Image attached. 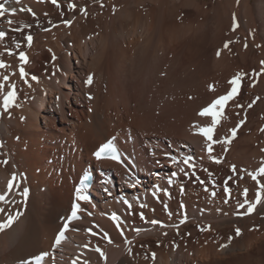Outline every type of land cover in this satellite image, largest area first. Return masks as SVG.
Here are the masks:
<instances>
[{
    "label": "rangeland",
    "instance_id": "obj_1",
    "mask_svg": "<svg viewBox=\"0 0 264 264\" xmlns=\"http://www.w3.org/2000/svg\"><path fill=\"white\" fill-rule=\"evenodd\" d=\"M22 1H26V7L31 8L32 13H35V15L26 11L25 13H20L23 15V18L20 14L19 16H17L18 14H13L11 17L9 16V19L14 22L11 25L6 23L7 25L4 31L7 32L8 35L3 41H0V60H4L5 64L8 65V67L0 69V82H3L2 77L4 75H8L10 79L5 84L4 92L6 93L8 91L9 84H14L17 93L16 106L9 108L7 111H4V109L0 107V122H2V125L0 123V128L4 127L5 124L7 126L9 125L8 128H12H9L10 131L13 132L12 135L17 134V142L23 143L25 153L29 151V142H26L28 139L24 131L27 124L29 126L31 123L29 118L31 112L36 110L33 107H38L39 96L42 98L43 96L45 97V94L48 95L49 102H47V110L54 109L55 112L58 109L61 110V102H58L57 107L55 105V107L58 108L55 109L54 100L56 101L58 99L61 91L68 93L62 86L69 83L70 79L68 75L74 74L73 67L76 66V64L74 65L75 59L71 57H74L73 50L77 48L80 50V53H85L87 44L92 42L93 39H96L99 42V46L103 49V45L110 46L113 40L117 39L118 51L121 56L118 62L115 63L117 66L114 65L116 69H113V76L112 73L106 76L105 70H100V74L105 72L103 75H100V81L95 78L94 73H88L86 71L81 72V75L79 74L76 78L84 94L83 96L81 95L80 98L77 97L78 105L71 102L70 99H67V106H69L70 102L71 107L65 110L68 112V118L71 124H60V120L63 117H61L60 114H55L57 121L51 118L50 125L49 123H41V129H39L41 132L33 128L30 129V132L33 133L35 137L39 134V136L44 134L45 136L43 135L41 142L53 149L47 151L48 157H46L45 161L41 160V167L39 166V168H37V165H34L35 163H29L28 168L32 170L31 172L33 175L28 173L26 165L24 168V164L22 163L25 161L19 162L16 160L15 162L12 160L13 157L8 154L7 146L10 144L9 141L15 142V136L10 135L5 140L0 137V194L7 191L8 183L6 182L12 179V173L16 174L17 179L14 185L21 177L23 180V176H25V180L28 184L39 186L42 184L39 183L37 178H43L46 187L50 188L49 191L53 197L55 196V190L67 185V196L70 198L71 194L72 203H70V207H68V202L64 206H66L65 208L68 212H71L73 202L74 204H81L82 202L80 201H83L77 199L76 189L79 188L81 184V176L84 171H91L95 179L99 182L98 185L104 186L100 184V181L104 179L101 175L104 176L105 171L102 170V174H100V167L102 166L97 164L94 154L96 153V144L99 143L100 139H105V143L116 141L119 147H125L127 145L130 148L129 153H131L135 160L143 156L144 159H149L148 164L151 165H154L150 160L152 154L156 156L162 151L160 155L165 156V159L171 160L175 170L171 171V175L166 176L162 182L158 183L159 185L157 184L160 190L158 193L160 198L156 195L155 191L150 189L147 190L148 192L139 196L138 200L134 199L133 201H127L131 204V208L126 205L128 203H122L121 200L114 203L111 197L105 199L104 202H106V200L107 202H103L105 204L104 206H102L100 200H97V203L89 202V205L85 206V211L93 216L92 219H94V221H92V225L89 224L80 229L74 228L77 234L79 232V235L85 234L83 237L80 236L81 239L79 238V244H75V248L72 247L74 251L83 254L82 256L85 255L84 257H86V255L88 256V252H93V249L96 251L99 248L100 251L96 252L99 253V258L102 259L104 256L106 257L105 254H107L106 250H108V247L110 248L114 242L120 244L122 242L121 245H123V247L125 246L124 250L126 255H128L126 257H132L131 259L129 258L132 264H151L152 262V264H159L163 260L164 262L170 261L173 264H200L201 257L209 256V252L210 250L212 251V248L217 252L227 243L234 246L240 243L242 245L248 244L247 247L250 248L253 244H256L255 241L258 242L259 239L264 238V202L261 203L262 207H260V210V204H258L251 214H245L247 208L245 201L255 202L256 194L259 190L257 182L252 179L249 173H254L262 163H264V131H261V129H264V64H262V62H264L263 8H261L260 13L255 11L257 12L256 14L253 11L252 13L250 12V16H248V14H246L248 12L243 11L244 8L237 9L236 12L234 11L235 14H233L232 11L234 7L230 4L228 6H231L230 11L226 6V0H195L190 3L189 8L183 7L181 5V0H173L174 2L172 0H58L59 7L54 5L52 0ZM244 1L245 3L247 2V5L245 4L247 8L249 7L251 9L253 7L254 0ZM170 2H172L173 8L169 7L171 6ZM69 3H74L78 8L75 7V9H70L68 7ZM147 4L151 5L150 11L146 9ZM175 5H177V7ZM262 7H264V5ZM126 8H129V11ZM227 8L229 12L227 10L228 15L225 12L226 17H223L225 21H223L224 19L220 21H223L222 23H217V21H215L217 24L212 21L216 15L223 14ZM149 12L151 13L149 14ZM121 15L126 16L123 17ZM139 16L140 18H138ZM84 23L86 26L83 25ZM87 25L89 27H87ZM175 25L178 26L176 29L174 27ZM204 25H206L205 28L203 27ZM83 26L84 30H86L78 34L79 27ZM168 26L171 28V31L168 29ZM19 27L20 29L23 27L22 31L15 30ZM199 27L200 30L203 29L206 33L203 30V32L199 31ZM162 28H165V30ZM166 28L168 30H166ZM185 28H187V30ZM182 30L185 31L183 32ZM113 32L118 34H113ZM163 32L167 35L163 34V36ZM203 33H205V35H202ZM28 35H31L34 39H32L30 47L27 45L25 39ZM178 35L180 38H178ZM118 36L120 37L118 38ZM194 37L196 43L192 41ZM198 38L200 40H198ZM202 38H204V40ZM191 42L193 43L192 46ZM225 43H228L227 48L224 47ZM17 44H20L19 47L16 46ZM120 48L124 50L123 53ZM6 49H11L14 55H8ZM20 51L25 52L28 57V62L23 64L24 72H26L24 78H21L19 74L21 63L18 59V53ZM217 52L220 53L219 56ZM102 53H105V51ZM81 55L83 56L84 54ZM221 59H225V62ZM120 60L123 61L121 62ZM137 67L138 69H136ZM126 68L127 70H125ZM123 69L128 71L126 72V76H124V72L122 73ZM238 73L244 74L241 80V88L238 95L225 106L220 123L214 130L213 140L223 141L225 137H231L230 129L236 128L240 121H244V123L238 128L235 138L231 139L230 143H211L200 134V129L202 127L211 125V117L201 116L199 113L215 99L226 94L230 90L231 86L229 81ZM89 75L93 78L91 85L85 83ZM33 77H35V79H33ZM114 77L121 86L120 89H122V91H119L117 94L110 86L111 79ZM104 79H109L110 81H105ZM124 81L126 82L128 91L133 94L143 91L145 96V101H143L145 102V107H136L132 99L124 96ZM210 86H212L214 90H210ZM89 97H91V99ZM115 99L116 101H114ZM118 100L119 102H117ZM250 104L252 105L251 107H249ZM197 107L199 108L196 109ZM93 108L98 114L102 111L100 115H102L103 119H101V122L98 124L100 127L97 125L98 128L93 124ZM167 108L168 111H166ZM2 110L7 114H3L4 112ZM21 111H23V113H21ZM183 111H188L190 113L188 115H191L188 119H185L186 121L177 117L182 114ZM139 112L142 113V116ZM48 114L49 113H47V115ZM51 114L52 112H50L49 116ZM147 114H149V116H147ZM124 115L127 117L126 120L122 119ZM136 115L141 118H147L149 121L151 116L152 118L155 117V123L158 124V127L162 126L159 127L161 128L160 131L155 130L156 132L153 131V134L150 133L148 134L149 136H145L146 134L140 131V128L138 127V129L135 124V128L133 127L132 122H134L133 118H135ZM194 116L197 118L195 121ZM128 117L130 123L127 121ZM176 117L182 122H180V120L177 121ZM12 120L15 122L13 123ZM187 120H191L189 121L190 123H188ZM18 123H20V125ZM102 123L103 125H101ZM17 124L20 126L18 127L20 129H17ZM129 124L130 126H127ZM165 125L167 128H170L169 132L163 127ZM92 127L94 128L92 129ZM136 128L138 129L137 131H135ZM16 129L20 131H18L20 135L16 132ZM49 129L57 135V139H50ZM59 129L62 130V132ZM38 131L39 134H37ZM132 131L139 136L137 137V146H135L136 142ZM174 132L179 133L181 142H183V139H186V137H196L195 140H197V138L199 139L196 141V144L193 143V148L186 147V149L179 148V150H175L171 142L172 139L174 140ZM84 134L88 135L89 142L85 143L84 139H82ZM120 134L124 139L120 138ZM79 135L82 137L81 139ZM168 135L172 136L169 142V139L166 138ZM24 136L25 138H23ZM166 140L167 143L165 142ZM33 142L35 150L38 149V142L36 140ZM157 143L160 144L158 145ZM168 143L172 144L173 150L170 149L171 146L169 147ZM209 143H211L212 147L211 154L208 152ZM44 144H42L39 149H44ZM93 145H95V147ZM3 150L5 152H3ZM213 157L215 159H213ZM80 158H82V160ZM155 160L159 162L156 157ZM185 160L189 162L186 164L184 163ZM216 160L220 162L217 163ZM4 161H7V163H3ZM233 166H235V171H233ZM111 173L115 180L120 178L118 173L114 171H111ZM258 179H260L261 183H264V177H259ZM170 180L171 183H169ZM137 181L131 179V182L134 184H139ZM181 189H183V191H181ZM245 189H247V195H245ZM13 190L14 188L8 196L11 195ZM165 190L168 193L167 195L165 194ZM135 191L140 192L138 189ZM213 193H215V195H213ZM93 197L94 196L89 195V199ZM29 198L30 196L28 194L24 202L25 204ZM89 199L88 201H90ZM107 203H109V205ZM182 204L184 205L183 208L181 207ZM241 204H245V207L241 208ZM141 205H145V207H141ZM169 213H171V215H169ZM20 214L21 213H19V215ZM113 214L119 217V227H117V223L111 219ZM141 214H143V219L141 218ZM185 216L187 217L186 220L184 219ZM220 217L221 220L226 218L225 221L220 222ZM216 218H219V227H216L212 222V220ZM182 220H184L183 223H181ZM152 221H157L158 223L154 224ZM94 222L95 224H93ZM225 223L227 224L225 225ZM99 226L102 228L99 229ZM237 228L240 229L239 235L236 234ZM99 236H102V241ZM115 237L117 238L115 239ZM124 238L125 241L123 240ZM119 239L121 242H119ZM89 241L91 244H87ZM76 246H78V250ZM90 246L92 247L91 250ZM126 246H128L127 249L130 250H127ZM101 251L103 252V256L100 254ZM247 252L252 254L247 253L246 256L248 257L245 256V253H241V255L238 256H231L229 262H232V264H264V253L261 250L255 252V250L251 251V249H248ZM79 257L81 256L77 258ZM186 258H188V260ZM189 259L192 262H189ZM82 260L84 261H81V263L83 262L82 264L90 262L86 258ZM79 262L71 261V264H78Z\"/></svg>",
    "mask_w": 264,
    "mask_h": 264
},
{
    "label": "bare ground",
    "instance_id": "obj_2",
    "mask_svg": "<svg viewBox=\"0 0 264 264\" xmlns=\"http://www.w3.org/2000/svg\"><path fill=\"white\" fill-rule=\"evenodd\" d=\"M65 1V0H63ZM173 1V0H172ZM179 1V0H177ZM193 1L195 0H181V5L183 7H187L189 8L190 7V3H192ZM227 3H226V6L228 7L230 4L231 6L233 5L234 9L232 11L233 14H235L236 10L240 9V8H244L243 11L245 12H248L246 14L249 15V13L251 12H259L261 11V8L264 9V7H262L264 4V0H254L253 2V7L249 9L246 7V3L244 0H226ZM26 1H22L18 4L16 2V0H7V3H5V8L11 10L13 8H15L17 11L15 13L18 14L17 16H19L20 13H25L26 11H20L21 8H25L27 9V5H25ZM33 2V1H32ZM49 2V1H47ZM60 2V1H59ZM174 2V1H173ZM0 3H4V0H0ZM29 3V2H28ZM37 3V2H36ZM40 3V2H39ZM172 2H170L171 4ZM250 3V2H249ZM32 4V3H31ZM41 4V3H40ZM39 4V5H40ZM67 4V3H66ZM150 4V3H149ZM147 4V10L150 11V7L151 5ZM175 4V3H174ZM195 4V3H194ZM246 4V5H245ZM263 4V5H262ZM37 5V4H36ZM38 5V6H39ZM43 5H44V2H43ZM82 5V4H81ZM42 6V5H41ZM80 6V5H79ZM174 6V5H173ZM177 7V5H175ZM181 6V7H182ZM193 6V5H192ZM225 6V4H224ZM225 6V7H226ZM230 6V7H231ZM49 7V6H48ZM54 7V6H53ZM77 7V6H76ZM81 7V6H80ZM130 7V6H129ZM170 8L172 7V4L171 6H169ZM180 7V6H179ZM223 7V8H225ZM228 7L231 11V8ZM33 8V6H32ZM47 8V7H46ZM68 8V7H67ZM78 8V7H77ZM173 8V7H172ZM227 9H225L226 11H224L223 14H218V15H214L215 18L212 19V21H217V23H222L223 21H225V19L223 17H226V14H227ZM127 9V8H126ZM125 9V10H126ZM68 10V9H67ZM77 10V9H76ZM129 11V8L127 9ZM174 10V9H172ZM220 10V9H219ZM224 10V9H223ZM40 11V10H39ZM54 11H55V8H54ZM146 11V12H148ZM170 11V10H169ZM221 11V10H220ZM235 11V12H234ZM52 12V11H51ZM60 12V11H59ZM218 12V11H217ZM226 12V14H225ZM229 12V10H228ZM257 12H255L257 14ZM61 13V12H60ZM67 13V12H66ZM137 13V12H136ZM151 12H149L150 14ZM169 13V12H168ZM220 13V12H219ZM231 13V12H230ZM51 14V13H49ZM57 14V13H56ZM123 14V13H121ZM126 14V13H125ZM217 14V13H216ZM225 14V15H224ZM11 15H13L11 13V11H9L8 13H6L5 17H0V30H5V26L7 25L6 23H8V20H9V16L11 17ZM22 15V14H20ZM62 15V14H61ZM228 15V14H227ZM260 15V14H259ZM25 16V14H24ZM39 16V15H38ZM65 16V15H64ZM71 16V15H70ZM123 17H125L126 15H121ZM128 16V15H127ZM136 16V15H135ZM134 16V17H135ZM138 16V15H137ZM261 16V15H260ZM23 18V15L21 16ZM33 17H36V16H33ZM40 17V16H39ZM52 17V16H51ZM234 17V16H233ZM19 18V17H18ZM21 18V19H22ZM26 18V17H25ZM47 18V16H46ZM70 19H72L71 17H69ZM136 18V17H135ZM140 18V16L138 17ZM149 18V17H148ZM20 19V18H19ZM18 19V20H19ZM28 19V17H27ZM54 19V18H53ZM210 19V18H209ZM222 19H224L222 22H220ZM14 20V19H13ZM43 20V19H42ZM41 20V21H42ZM211 20V19H210ZM259 20V19H258ZM50 21V20H48ZM112 21V20H111ZM211 21V22H212ZM219 21V22H218ZM261 21V19H260ZM14 22V21H13ZM89 22V20H88ZM87 22V23H88ZM253 22V21H252ZM264 22V20H263ZM262 22V23H263ZM32 23V22H31ZM35 23V22H34ZM48 23V22H47ZM54 23V22H53ZM129 23V22H128ZM138 23V22H137ZM216 23V22H215ZM216 23V24H217ZM38 24V23H37ZM91 24V23H90ZM97 24V23H96ZM105 24V23H104ZM123 24V23H122ZM130 24V23H129ZM128 24V25H129ZM208 24V23H207ZM210 24V22H209ZM214 24V23H213ZM15 25V24H13ZM17 25V24H16ZM84 26L85 23L83 24ZM95 25V24H94ZM106 25V24H105ZM113 25V23H112ZM174 25V24H173ZM262 25V24H261ZM84 26L83 27H79V30H78V34L80 32H84ZM206 25H204L203 27L205 28ZM211 26V24H210ZM87 27H89L87 25ZM104 27V26H103ZM172 27V26H171ZM175 29L176 27L178 26H174ZM208 27V26H207ZM16 28V27H15ZM20 28V27H19ZM23 28V27H22ZM21 28V29H22ZM173 28V27H172ZM182 28V27H181ZM184 28V26H183ZM261 28V27H260ZM59 29V28H58ZM113 29V28H112ZM116 29V28H114ZM163 29V28H162ZM168 29H170L171 31V28L168 26ZM166 28V30H168ZM180 29V28H179ZM178 29V30H179ZM187 30V28H185ZM199 31H202L200 30V27L198 28ZM209 29V28H208ZM61 30V29H59ZM107 30V28H106ZM165 30V28L163 29ZM207 30V29H205ZM12 31V30H11ZM69 31V30H68ZM121 31V30H120ZM181 31V30H180ZM179 31V32H180ZM183 31V30H182ZM185 31V30H184ZM183 31V32H184ZM204 31V30H203ZM202 31V32H203ZM16 32V31H15ZM63 32V31H62ZM107 32V31H106ZM165 32V31H164ZM164 32L162 33V35L164 34ZM175 32V31H174ZM205 32V31H204ZM260 32H261V29H260ZM68 33V32H66ZM122 33V32H121ZM167 33V32H166ZM181 33V32H180ZM206 33V32H205ZM205 33H203L202 35H205ZM112 34V33H111ZM110 34V35H111ZM113 34H118V33H114ZM179 34V33H178ZM200 34V33H199ZM264 34V32H263ZM18 35V34H17ZM103 35V34H102ZM164 35H167V34H164ZM163 35V36H164ZM173 35V34H172ZM201 35V34H200ZM199 35V36H200ZM107 36V35H106ZM115 36V35H114ZM196 36V35H194ZM19 37V36H18ZM120 36H118L119 38ZM198 37V35H197ZM196 37V38H197ZM202 37V36H201ZM102 38V37H101ZM116 38V37H115ZM178 38H180V36L178 35ZM193 38V37H192ZM103 39V38H102ZM101 39V40H102ZM204 40V38H202ZM22 40V39H21ZM19 40V41H21ZM34 40V39H33ZM99 40V39H98ZM176 40V39H175ZM198 40H200L198 38ZM9 41V40H8ZM117 39L113 40V43H111L110 46H102L103 49L99 46V42L96 40V39H93L92 42L88 43L87 44V47L85 48V53H80V50L75 48L73 51H74V57H72V59L74 58L75 59V63L74 65L76 64V66L73 67L74 69V74L73 75H68V78L70 79L69 80V83H67L66 85H63L62 87L68 91V93H65V92H60L59 94V97L58 99L55 101L54 100V107L56 105L57 107V104L58 102H61V110H59L58 108L55 107V109H58L56 112L54 109H48L47 110V102L48 101V95L45 94V97L43 96L42 98H40L39 96V103H38V107H33L34 111L31 112V115H30V123L29 126L27 124V127L25 128V136L26 138L28 139L26 142H29V151L27 153L24 152V145L23 143H19L17 142V134H14L12 135L13 132L10 131L9 127L5 124L4 127L0 128V137L1 139H7L8 136H15L14 140L15 142L13 141H9V145L7 146V151L9 152V156L11 155L13 158L12 160L16 162L19 161V162H24L22 164H24V168H25V165L28 169V173L33 175L32 174V170H30L28 168V165L29 163H35L34 165H37L36 167L39 168V166L41 167V160H46V157L47 156V151H49V149L53 150L52 147L49 148L47 147L43 142H41V138L43 137L42 136H39V129H41V123H51V118L56 120L57 121V117L56 115L60 114L61 117H63L61 120H60V124L62 125H65V124H71L70 123V120L68 118V112L67 110L65 109H70L71 105H70V102H69V106H67V99H70L71 102H74V104L78 105V101H77V97L80 98V96L82 95L83 96V90L81 88V86L78 85V82L76 81L77 77L79 76V74L81 75V72L83 71H86V72H90V73H94L95 75V78L97 80L100 81V78L101 76L100 75H103L105 72H106V76L107 74L110 75V73H112V76H113V69L115 68L114 65L116 62H118V59L120 58V53L118 51V46H117ZM194 43H196L195 41V37H194ZM16 42V41H15ZM23 42V41H22ZM21 42V43H22ZM200 42V41H199ZM60 43V41H59ZM85 43V42H84ZM192 43V42H191ZM198 43V41H197ZM70 44V43H69ZM199 44V43H198ZM10 45V44H9ZM20 45V44H19ZM35 45V44H33ZM193 45V43L191 44V46ZM3 46V45H2ZM189 46V45H187ZM196 46V44H195ZM193 46V47H195ZM1 47V46H0ZM60 47V46H59ZM70 47V46H69ZM197 47V46H196ZM14 48V47H13ZM58 48V47H57ZM72 48V47H71ZM83 48V47H81ZM42 49V48H41ZM102 49V50H101ZM123 49V48H122ZM127 49V48H126ZM190 49V47H189ZM188 49V50H189ZM196 49V48H194ZM11 50V49H10ZM67 50V49H66ZM82 50V49H81ZM121 50V48H120ZM197 50V49H196ZM103 51H105V53H102ZM124 50H121V52L123 53ZM190 51V50H189ZM195 51V50H193ZM192 51V53H193ZM39 52V51H38ZM126 52V51H125ZM195 53V52H194ZM81 54H84L83 56ZM104 54V56H103ZM129 54V53H128ZM130 55V54H129ZM194 55V54H193ZM40 59V58H39ZM65 59V58H64ZM32 60V59H31ZM66 60V59H65ZM127 60V58H126ZM131 60V59H130ZM139 60V59H138ZM197 60V59H196ZM223 62H225V59H221ZM4 61V60H3ZM40 61V60H39ZM121 61V60H120ZM123 61V60H122ZM121 61V62H122ZM133 61V60H131ZM155 61V60H154ZM153 62V61H152ZM67 63V62H66ZM65 63V64H66ZM120 63V62H119ZM139 63V62H138ZM220 63V62H219ZM68 64V63H67ZM118 64V63H117ZM69 65V64H68ZM141 65V64H140ZM117 66V65H115ZM138 66V65H137ZM68 67V66H67ZM120 67V66H119ZM122 67V66H121ZM126 67V66H125ZM129 67V66H128ZM131 67V66H130ZM139 67V66H138ZM138 67L136 69H138ZM143 68V66H142ZM116 69V68H115ZM100 70H105V72L103 74H100ZM118 70V69H117ZM127 70V68L125 69ZM123 69L122 73L124 72V76H126V72L128 71H125ZM150 70V69H149ZM152 70V69H151ZM120 71V69H119ZM142 71V70H141ZM146 71V70H145ZM65 72V71H64ZM115 72V71H114ZM132 72V71H131ZM10 73V72H9ZM26 73V72H25ZM102 73V72H101ZM29 74V73H28ZM68 74V73H67ZM83 74V73H82ZM118 74V73H116ZM105 76V75H104ZM103 76V77H104ZM119 76V75H118ZM121 76V75H120ZM141 76V75H140ZM134 77V76H133ZM138 77V76H137ZM105 78V77H104ZM127 78V77H126ZM230 78V77H228ZM137 79V78H136ZM105 81L107 79H104ZM112 81L110 82V86H111V89H113V91L117 94L119 91H122L121 86L119 85V83L117 82V79L114 77L111 79ZM124 80V79H123ZM107 81H110L109 79ZM121 81V80H120ZM131 82V81H130ZM108 84V83H107ZM103 86V85H102ZM107 86V85H106ZM138 86V85H137ZM106 89V87H105ZM134 89V88H133ZM140 89V88H139ZM61 90V89H60ZM108 90V89H107ZM109 91V90H108ZM125 91V92H124ZM133 91V90H131ZM123 92H124V96L127 97V98H130L132 99L135 104H136V107H145V96H144V93L143 91L141 92H138V93H135L133 94L132 92L128 91V87L126 85V82L124 81V86H123ZM71 93V94H70ZM111 94V93H110ZM123 94V93H122ZM148 94V93H147ZM221 95V94H220ZM42 96V95H41ZM113 96V95H112ZM117 96V95H116ZM218 96V95H217ZM216 97V96H215ZM117 99V98H116ZM116 99L114 101H116ZM119 99V98H118ZM124 99V98H123ZM129 99V100H130ZM73 100V101H72ZM96 100V99H95ZM100 100V99H99ZM112 100V99H111ZM101 101V100H100ZM103 101V100H102ZM37 102V101H36ZM111 102V101H110ZM119 102V100L117 101ZM123 103V102H122ZM121 103V104H122ZM130 103V101H129ZM128 103V104H129ZM262 103V102H261ZM35 104V103H34ZM111 104V103H110ZM116 104V103H115ZM126 104V103H125ZM102 105V104H101ZM112 105V104H111ZM117 105V104H116ZM37 106V105H36ZM94 106V105H93ZM109 106V105H108ZM147 106V105H146ZM122 107V106H121ZM200 107V106H199ZM199 107H197L196 109H198ZM97 108V107H96ZM115 108V107H114ZM17 109V108H16ZM101 109V108H100ZM166 109V107H165ZM261 109V108H260ZM98 110V108H97ZM122 110V109H121ZM1 111V110H0ZM3 111V110H2ZM25 111V110H23ZM23 111H21V113H23ZM99 111V110H98ZM128 111V110H127ZM145 111V110H144ZM148 111V110H147ZM168 111V108L167 110ZM4 112V111H3ZM17 112V111H16ZM50 112H52V114L49 116ZM102 113V111H100ZM100 112L99 114L95 111V109L93 108V115H92V118H93V124L97 125L101 122V119L102 118V115H100ZM121 112V111H119ZM132 112V111H131ZM6 112H4L3 114H5ZM26 113V112H25ZM24 113V114H25ZM45 113V114H44ZM47 113H49L47 115ZM136 113V112H135ZM140 113V112H139ZM165 113V112H164ZM2 114V115H3ZM7 114V113H6ZM5 114V115H6ZM23 114V116H24ZM56 114V115H55ZM142 113H140L141 115ZM190 114L188 111L187 112H182V114L178 115L177 117L180 118V119H184V121H186L185 119H188L191 115H188ZM12 115V114H11ZM123 115V114H122ZM131 115V113H130ZM145 115V113H144ZM153 115V114H152ZM129 116V115H128ZM134 116V115H133ZM142 116V115H141ZM146 116V115H145ZM147 116H149V114H147ZM151 116V115H150ZM91 117V116H90ZM176 117V119H177ZM195 117V116H194ZM5 118V116H4ZM13 118V117H11ZM28 118V119H29ZM89 118V116H88ZM152 121H151V119ZM150 121L147 120V118H141L140 116H137L134 119V122H132L133 124V127L135 128V126H137V128L139 127L140 128V131H143L145 134V136H149L148 134L152 133L153 134V131H157L161 128L159 127H162V126H159L158 127V124L155 123V117L152 118V116L150 117ZM192 118V117H191ZM190 118V119H191ZM122 119L126 120L127 117L124 115L122 116ZM180 119H177V121H179ZM8 120V119H7ZM24 120V119H23ZM92 120V119H91ZM154 120V122H153ZM192 120V119H191ZM191 120H187L188 123H190L189 121ZM197 120V118L195 117L194 121ZM6 121V120H4ZM3 121V122H4ZM128 122L130 121L129 120V117H128ZM183 121V122H184ZM193 121V120H192ZM204 121V120H202ZM13 122V120H12ZM15 122V121H14ZM13 122V123H14ZM20 122V121H19ZM103 122V120H102ZM106 122V121H105ZM180 122H182L180 120ZM179 122V123H180ZM1 125H2V122H0ZM11 123V122H10ZM17 123V122H16ZM28 123V122H27ZM130 123V122H129ZM187 123V122H186ZM185 123V124H186ZM187 123V124H188ZM20 125V123H18ZM17 124V129H20L18 127H20L19 125ZM58 124H59V120H58ZM135 124V126H134ZM160 124V123H159ZM181 124V123H180ZM103 125V123L101 124ZM48 126V125H46ZM45 126V127H46ZM94 126V125H93ZM99 126V125H98ZM127 126H130L127 125ZM184 126V125H183ZM24 127V125H23ZM22 127V128H23ZM43 127V126H42ZM91 127V126H90ZM100 127V126H99ZM165 127V130L166 131H170V128H167V126H163ZM33 128L34 130H39L37 134H39L37 137H35V135L33 133L30 132V129ZM75 128V127H74ZM94 127H92L93 129ZM98 128V127H97ZM96 128V129H97ZM136 128L135 131H137L138 129ZM12 129V128H11ZM16 129V132L18 133ZM55 129V128H54ZM62 129V128H61ZM101 129V128H99ZM164 129V128H163ZM24 130V129H23ZM60 130V129H59ZM78 130V129H77ZM13 131V130H12ZM44 131V130H43ZM48 131V130H47ZM62 132V130H60ZM64 131V130H63ZM87 131V130H86ZM99 131V130H98ZM97 131V132H98ZM151 131V132H149ZM155 131V132H156ZM14 132V133H16ZM20 132V131H19ZM37 132V131H36ZM41 132V131H40ZM65 132V131H64ZM71 132V131H70ZM79 132V131H78ZM93 132H96V131H93ZM107 132V131H106ZM133 132V131H132ZM167 132V133H168ZM22 133V132H21ZM73 133V132H72ZM134 133V137H135V146H137V134ZM19 134V133H18ZM36 134V135H37ZM48 134V133H47ZM76 134V133H75ZM98 134V133H96ZM95 134V135H96ZM108 134V133H107ZM105 134V135H107ZM141 134V133H140ZM20 135V134H19ZM49 135H50V139H57V135L53 132L50 131L49 129ZM78 135V134H77ZM83 135V134H82ZM155 135V133H154ZM178 135V136H177ZM25 136L23 138H25ZM45 136V135H44ZM88 135H85L82 137H80L79 135V138L81 139H84L85 143L86 142H89V138L87 137ZM93 136V135H92ZM108 136V135H107ZM120 138H123V136L120 134ZM156 136V135H155ZM158 136V135H157ZM22 137V135H21ZM151 137V135H150ZM171 135H168L166 138L169 139L168 142L171 140ZM181 137H179V133L178 132H174V140L172 139L171 142L173 144V147L174 149L176 150H179V148H182V149H186L189 148V147H192L193 148V143L196 144L197 140L199 138L196 139V137H186V139H183V142H181L180 140ZM94 139V138H93ZM97 139V138H96ZM124 139V138H123ZM23 140V139H22ZM25 140V139H24ZM37 141L38 142V149L35 150L34 148V142L33 141ZM40 140V141H39ZM45 140V139H44ZM47 140V139H46ZM76 140V138H75ZM195 140V141H194ZM80 141V140H79ZM78 141V142H79ZM105 139H100L99 140V143L96 144V147L95 145H93L95 147V151L97 152L99 150V148L106 144L105 142ZM125 141V140H124ZM132 141V140H131ZM70 142V141H69ZM96 142V141H95ZM167 143V140L165 141ZM80 143V142H79ZM84 143V144H85ZM117 150V155L119 157V159H112L111 157H106V158H100V159H97L96 158V161H97V164L99 166H102L100 167L101 169V173L102 174V170H104V176L101 175L104 179L102 181H100V184H103L104 186H100L98 185L99 182L97 181V179H95L94 175H93V179H92V184L89 186L88 184H83L82 183V180L83 178L85 177V175L87 173H91V171H84L82 176H81V184L79 186V188H81L82 190V194L84 195H87L88 198H89V195H92L94 196L92 199H89L90 201H80L82 202L81 204L79 203H76L79 205V208H80V211L78 212V219H74L72 220V222H68L67 220V217L71 215V212H68L66 210V206H64L67 202H68V207H70V203H72V199H71V194H70V198H68L67 196V185L66 186H62L61 188L55 190V196H51L50 194V191L49 189L50 188H47L46 187V184H45V181L42 179H39L37 178V180L39 181V183H41L42 185H32V184H28L27 181L25 180V176H23V180H22V177L21 179H19L17 182L19 183V189H17L14 185V190L13 192L11 193L10 196H8L6 198L5 201H0V223H5L8 219L9 216H14L16 217V219L11 223V225L3 230H0V264H34V257H38L40 256L42 253H47L46 256L43 257V260L41 261V264H71V261L74 262H79L81 263V261H83L82 259H87L88 263H85V264H132V262L129 260L128 255H126L125 253V250H124V247L121 242V240L119 242L120 243H117V242H114L111 247L109 248L108 247V250L107 251V254L106 257L104 256L102 259L99 258V253H97L95 251V249H93L94 251L93 252H88V256L86 255V257L82 256L83 254L79 253V252H76L74 251L73 248H75V244H79V241L81 239V237H83L84 235H79V233L77 234L76 230L74 228H82V227H85V226H88L89 224L92 223V221H94V219H92V215L89 214L88 212H86V208L85 206L89 205V202L90 203H97L98 201L97 200H100L101 203H102V206H104L107 202H104L105 199L107 198H112V200L114 201V203L118 202V200H121L122 203L125 202V201H133L134 199H139V196H141L142 194H144L145 192H148L147 190H153L155 191L156 195L159 196L160 198V195L158 194L160 192V190L158 189L157 187V184L162 182L163 179L168 176V175H171V171L175 170V167L173 166V162L169 159H165V156H162L160 155V153H158L156 156L154 154H152L151 156V161L152 163H154V165H151V164H148L149 162V159H144L143 156H140L138 160H135L133 158V156L131 155L130 152V148L126 145L125 147H119V145L116 143V141H113L112 142ZM8 144V143H7ZM25 144V143H24ZM37 144V143H36ZM35 144V145H36ZM43 145L44 149H39V147H41V145ZM150 144V143H149ZM158 145L160 143H157ZM171 143H168L169 147L172 145ZM92 145V144H91ZM88 146V145H86ZM90 146V145H89ZM152 146V145H150ZM155 146V145H154ZM148 147V146H147ZM172 147V146H171ZM170 149L173 150V147ZM58 148V147H57ZM161 148V147H160ZM6 149V148H5ZM162 149V148H161ZM27 151V150H26ZM3 152H5L3 150ZM140 152V151H139ZM241 152V151H240ZM4 155V153H3ZM165 155V154H164ZM238 155V154H237ZM138 156V154H137ZM167 156V155H166ZM230 156V155H229ZM155 157L156 159L159 160V162H156L155 160ZM231 157V156H230ZM237 157V156H236ZM240 157V156H239ZM7 158V157H6ZM234 158V157H233ZM243 158V157H242ZM241 158V159H242ZM10 159V158H9ZM82 160V158H80ZM84 160V159H83ZM184 160V159H183ZM95 161V162H96ZM10 162V161H9ZM182 162V161H181ZM241 162V161H240ZM256 162V161H255ZM82 163V162H81ZM32 164V165H33ZM85 164V163H84ZM182 164V163H181ZM195 164V163H194ZM210 164V163H208ZM3 165V164H2ZM21 165V164H19ZM211 165V164H210ZM222 165V164H221ZM219 165V166H221ZM241 165V164H240ZM5 166V165H4ZM13 166V165H12ZM15 166V165H14ZM106 166V167H105ZM9 167V166H8ZM34 167V166H33ZM32 167V168H33ZM184 167V166H183ZM216 167V166H215ZM2 168V167H1ZM5 168V167H4ZM11 168V167H10ZM19 168V167H18ZM21 168V167H20ZM31 168V169H32ZM181 168V166H180ZM220 168V167H218ZM22 169V168H21ZM44 169V168H43ZM25 170V169H24ZM34 170V169H33ZM221 170V169H220ZM237 170V169H236ZM37 171V170H36ZM35 171V172H36ZM111 171H114L115 173H118V175L120 176V178H118L117 180H115V178L113 177V174L111 173ZM213 171V170H212ZM238 171V170H237ZM6 172V171H5ZM11 172V171H10ZM16 172H17V169H16ZM20 172H23V171H20ZM240 172V171H239ZM19 173V172H18ZM34 173V172H33ZM180 173V172H179ZM222 173V172H221ZM13 174V173H12ZM36 174V173H35ZM99 174V173H98ZM8 175V173H7ZM6 175V176H7ZM18 175V174H17ZM36 176V175H35ZM43 176V175H42ZM179 176V175H178ZM8 177V176H7ZM10 177V176H9ZM28 177V176H27ZM39 177V176H38ZM170 177V176H169ZM181 177V176H180ZM20 178V177H19ZM35 178V177H34ZM64 179V178H63ZM131 179L137 181V183L139 184H134L131 182ZM7 180V179H6ZM17 180V179H16ZM47 180V179H46ZM55 180V179H54ZM53 181V180H52ZM70 181V180H69ZM8 183V181L6 182ZM53 183V182H51ZM64 184V183H63ZM48 185V184H47ZM159 185V184H158ZM179 186V185H178ZM50 187V185H49ZM54 187V186H53ZM181 187V186H180ZM24 188H27L29 190L28 194L30 196L29 199H27L26 201V204L24 203L25 202V199L27 198H24V196L22 195V190ZM58 188V187H57ZM189 188V187H188ZM52 189V188H51ZM55 189V188H53ZM69 189V188H68ZM140 190V192H137L135 190ZM177 189V188H176ZM196 189V188H195ZM5 190V189H4ZM233 190V189H232ZM231 190V191H232ZM108 193H107V192ZM5 192V191H4ZM119 192V194H118ZM196 192V191H195ZM53 194V193H52ZM146 195V194H145ZM186 195V194H185ZM195 195V194H194ZM179 196V195H178ZM74 197V196H73ZM91 198V196H90ZM95 198V199H94ZM145 198V197H144ZM143 199V197H142ZM186 199V198H185ZM92 200V201H91ZM179 200V199H178ZM195 200V199H194ZM203 200V198H202ZM185 201V200H184ZM189 201V200H187ZM197 201V200H196ZM208 201V200H207ZM212 201V200H211ZM210 201V202H211ZM104 202V203H103ZM180 202V201H179ZM133 203V202H132ZM188 203V202H187ZM263 203V202H262ZM74 204V202H73ZM109 205V203H107ZM106 204V205H107ZM129 204V203H128ZM128 204H126L128 206ZM199 204V203H198ZM264 204V203H263ZM72 205V204H71ZM125 206V205H124ZM209 206V205H208ZM191 207V206H189ZM260 207H262V204L259 205V210H260ZM71 209V208H70ZM119 209V208H118ZM123 209V208H122ZM176 209V208H175ZM214 209V208H213ZM263 209V208H262ZM194 210V209H192ZM224 210V209H223ZM222 210V211H223ZM105 211V210H104ZM123 211V210H122ZM121 211V212H122ZM126 211V210H125ZM198 211V210H197ZM210 211V210H209ZM225 211V210H224ZM130 212V211H129ZM176 212V211H175ZM216 212V211H215ZM232 212V211H231ZM19 213H21L19 215ZM124 213V212H123ZM128 213V212H127ZM191 213V212H190ZM211 213V212H210ZM236 213V212H235ZM125 214V213H124ZM130 214V213H128ZM179 214V213H178ZM189 214V213H188ZM96 215V214H95ZM102 215V214H101ZM214 215V214H213ZM212 215V216H213ZM216 215V214H215ZM218 215V213H217ZM226 215V214H225ZM100 216V215H98ZM111 216V215H110ZM121 216V215H120ZM188 216V215H187ZM199 216V215H198ZM220 216V214H219ZM227 216V215H226ZM232 216V215H231ZM239 216V215H237ZM101 217V216H100ZM133 217V216H132ZM189 217H190V214H189ZM242 217V216H241ZM135 218V217H134ZM193 218V217H192ZM229 218V217H228ZM231 218V217H230ZM234 218V217H233ZM236 218V217H235ZM97 219V217H96ZM95 219V220H96ZM217 219V218H216ZM212 220V222L215 224L216 227H219L218 224H219V220L220 222H224L225 219H222L221 220V217L220 219L218 220ZM255 219V218H254ZM127 220V218H126ZM98 221V220H97ZM122 221V220H121ZM134 221V220H133ZM193 221V220H192ZM104 222V221H103ZM198 222V220H197ZM234 222V221H233ZM65 223H68V229L65 231V238L61 241V243L59 245H55V236L58 235V233L63 229ZM105 223V222H104ZM107 223V222H106ZM128 223V222H127ZM202 223V222H201ZM95 224V222L93 223ZM126 224V223H125ZM199 224V223H198ZM227 223H225L226 225ZM92 225V224H91ZM176 225V224H174ZM173 225V227H174ZM236 225V224H235ZM246 225V224H245ZM244 225V226H245ZM94 226V225H93ZM149 226V225H148ZM152 226V225H151ZM206 226V225H205ZM250 226V225H249ZM91 227V226H90ZM230 227V226H228ZM232 227V226H231ZM241 227V226H240ZM102 228L101 226H99V229ZM125 228V227H124ZM159 228V227H158ZM182 228V227H181ZM221 228V226H220ZM235 228V227H234ZM248 228V227H247ZM98 229V230H99ZM150 229V228H149ZM148 229V230H149ZM177 229V228H176ZM90 230V229H88ZM114 230V229H113ZM152 230V229H151ZM163 230V229H162ZM85 231V230H84ZM101 231V230H100ZM104 231V230H103ZM129 231V230H128ZM127 231V232H128ZM190 231V230H189ZM213 231V230H212ZM232 231V230H231ZM242 231V230H241ZM82 232V231H81ZM102 232V231H101ZM147 232V231H146ZM217 232V231H216ZM248 232V231H247ZM116 233V232H115ZM134 233V232H133ZM225 233V232H224ZM230 233V232H229ZM112 234V233H111ZM140 234V233H139ZM222 234V233H221ZM105 235V234H104ZM225 235V234H224ZM235 235V234H234ZM81 236V237H80ZM106 236V235H105ZM109 236V235H108ZM125 236V235H124ZM251 236V235H250ZM254 236V235H253ZM88 237V236H87ZM97 237V236H96ZM100 237V236H99ZM102 237V236H101ZM100 237V239H101ZM114 237V236H113ZM136 237V236H135ZM145 237V236H144ZM171 237V236H170ZM264 237V236H263ZM80 238V239H79ZM85 238V237H84ZM117 237H115L116 239ZM120 238V237H119ZM122 238V237H121ZM138 238V237H137ZM140 238V237H139ZM253 238V237H251ZM68 239V240H67ZM89 239V238H88ZM87 239V240H88ZM127 239V238H126ZM129 239V237H128ZM172 239V238H171ZM178 239V238H177ZM90 240V239H89ZM99 240V239H98ZM125 241V238L123 239ZM122 240V241H123ZM138 240V239H137ZM180 240V239H179ZM238 240V239H237ZM102 241V239H101ZM115 241V240H114ZM127 241V240H126ZM159 241V240H158ZM93 242V241H92ZM128 242V241H127ZM91 244L90 241L87 242V244ZM133 243V242H132ZM172 243V242H171ZM170 243V244H171ZM181 243V241H180ZM256 244H253L252 247L248 248L247 245L248 244H237V246H234V245H231V244H225L223 246V248H221L220 251H215L214 248H212V251L210 250V254L209 256H205V257H201L200 259V264H232V262L230 263L229 259L231 256H234V255H241V253H245V256L247 253H250V252H247L248 249H251V251L255 250V252H259V250H261L263 253H264V238L262 239H259L258 242L255 241ZM83 244V243H82ZM86 244V245H87ZM98 244V243H96ZM107 244V243H105ZM111 244V242H110ZM146 244V243H145ZM144 244V245H145ZM160 244V243H159ZM196 244V243H195ZM81 245V243H80ZM93 245V244H92ZM95 246V245H94ZM93 246V247H94ZM129 246V245H128ZM126 246V249L127 247ZM245 246V247H244ZM78 246H76V249L78 250L77 248ZM84 247V246H83ZM91 247V246H90ZM148 247V246H147ZM183 247V246H182ZM89 248V247H88ZM131 248V247H130ZM184 248V247H183ZM92 249V247L90 248V250ZM96 249H97V246H96ZM99 249V248H98ZM101 249H102V246H101ZM153 249V248H152ZM174 249V248H173ZM100 250V249H99ZM127 250H130V249H127ZM149 250V249H148ZM206 250V249H205ZM142 251V250H141ZM140 251V252H141ZM156 251V250H155ZM182 251V250H181ZM185 251V249H184ZM84 252V251H83ZM86 252V253H87ZM102 252V251H101ZM98 255H97V254ZM163 253V252H162ZM169 253V252H168ZM173 253V251H172ZM175 253V252H174ZM189 253V252H188ZM261 253V252H260ZM101 254V253H100ZM130 254V253H129ZM252 254V253H250ZM141 255V254H140ZM168 255V254H167ZM205 255V254H204ZM249 255V254H248ZM264 255V254H263ZM78 256H81L79 258H77ZM150 256V255H149ZM244 256V255H243ZM166 257V256H165ZM240 257V256H239ZM248 257V256H246ZM250 257V255H249ZM132 258V257H131ZM130 258V259H131ZM163 258V257H162ZM169 258V257H168ZM144 259V258H143ZM166 259V258H165ZM174 259V258H173ZM188 260V258H186ZM185 259V260H186ZM192 259V258H191ZM232 259V258H231ZM239 259V258H238ZM145 260V259H144ZM168 260V259H167ZM178 260V259H177ZM134 261V260H133ZM159 261V259H158ZM181 261V260H179ZM191 260L189 259V262ZM246 261V260H245ZM84 262V261H83ZM82 262V263H83ZM149 262V261H148ZM192 262V261H191ZM78 263V264H79ZM81 263V264H82ZM153 263V262H152ZM151 263V264H152ZM248 263V261H247ZM77 264V263H76ZM159 264H173L172 262H164V260L162 262H160ZM175 264V263H174ZM183 264V263H182Z\"/></svg>",
    "mask_w": 264,
    "mask_h": 264
},
{
    "label": "snow or ice",
    "instance_id": "obj_3",
    "mask_svg": "<svg viewBox=\"0 0 264 264\" xmlns=\"http://www.w3.org/2000/svg\"><path fill=\"white\" fill-rule=\"evenodd\" d=\"M16 2L19 4L21 2V0H16ZM5 3H7V0H4V3H0V17H5L6 13H8L9 11H11L12 14L16 13V9L13 8L11 10L5 8ZM52 3L54 5H56L57 7H59V3L58 0H52ZM68 7L70 9H75L76 5L74 3H69ZM20 11H27L32 13V9L31 8H21ZM33 15H35V13H32ZM9 25H11L13 23V21L11 19L8 20ZM66 23H70V22H66ZM235 27V25H234ZM16 31H22V29L17 28L15 29ZM7 32L0 30V41H3L6 36H7ZM27 41V45L30 47L31 43H32V36L28 35L26 38ZM17 47H19V44L16 45ZM225 48L228 47V43H225L224 45ZM8 55H14V53L10 50V49H6ZM217 55L219 56L220 53L217 52ZM18 59L21 63V67L19 69V74L21 76V78L25 77V72H24V68H23V64L28 62V57L25 54V52L20 51L18 53ZM262 64H264V62H262ZM8 67V65L5 64L4 61L0 60V69L2 68H6ZM244 74L243 73H238L236 76H234L230 81V90L218 97L217 99H215L209 106L205 107L204 109L201 110V112L199 113V115L201 116H209L211 117V125L207 126V127H202L200 129V134L203 135L206 140H208L211 143H217V142H223V143H230L231 139L235 138L236 133L238 128L244 123V121H240V123L237 125L236 128H232L230 129L231 132V137H225L223 139V141H214L213 140V134H214V130L216 129V126L220 123V120L223 116L224 113V109L225 106L227 105V103L231 100H233L235 98L236 95H238L239 90L241 88V80H242V76ZM9 76L8 75H4L2 77L3 82H0V107H2L4 109V111H7L9 108L16 106V87L14 84H9L8 85V91L5 93L4 92V88H5V84L9 81ZM33 79H35V77H33ZM92 76L89 75V77L86 80V84L91 85L92 84ZM210 90H214V88L212 86H210ZM91 99V97H89ZM252 105L250 104L249 107H251ZM261 131H264V129H261ZM211 143H209L208 145V152L209 154H211L212 152V147H211ZM102 154H111V158L112 159H119L118 155H117V150L114 146V144L112 142H108L104 145H102L99 150L94 154L96 156L97 159L102 158ZM213 159H215L213 157ZM188 160H185L184 163H188ZM217 163H219V160H216ZM3 163H7V161H4ZM233 171H235V166H233ZM249 175L252 177L253 180H255L259 186V190L257 191L256 194V198H255V202H248L247 200L245 201V204H247V208H246V212L245 214H251L256 206L258 204H261L262 202H264V183L260 182V179H258L259 177H264V163H262V165L254 172V173H249ZM84 180L87 181L88 177L85 176ZM16 181V174L13 173L12 175V179H10L8 181L7 184V191H5L3 194H0V201H5L7 196L9 195V193L12 191L13 186H14V182ZM83 183V182H82ZM169 183H171V180L169 181ZM15 187L17 189H19V183L17 182L15 184ZM181 191H183V189H181ZM227 191V189H226ZM29 190L27 188H24L22 190V195L24 197H27ZM165 194L167 195V191L165 190ZM213 195H215V193H213ZM245 195H247V189H245ZM76 197L78 200H83V201H87L89 198L87 195L82 194V190L81 188H77L76 189ZM125 203H128L127 201H125ZM245 204H241L240 207L244 208ZM129 208H131V204L128 205ZM141 207H145V205H141ZM167 207V206H165ZM181 207L183 208L184 205L182 204ZM80 211L79 205L78 204H73L72 209H71V215L67 217L68 222H71L74 219H78V212ZM169 215H171V213H169ZM141 218L143 219V214H141ZM16 219V217L14 216H9L7 221L5 223H0V230H3L7 227H9L11 225V223ZM111 219L117 223V227H119V217H117L115 214H113L111 216ZM185 220L187 219V217L185 216L184 218ZM184 220L181 221V223H183ZM152 223H158L157 221H152ZM68 229V223H65L63 229L58 233V235L56 236L55 239V245H59L61 243V241L65 238V231ZM236 234L239 235L240 234V229L237 228L236 229ZM97 251H100L99 249H97ZM47 253H42L40 256L38 257H34V264H41V261L43 260V257L46 256ZM101 255L103 256V252H101ZM153 258H154V254H153Z\"/></svg>",
    "mask_w": 264,
    "mask_h": 264
}]
</instances>
